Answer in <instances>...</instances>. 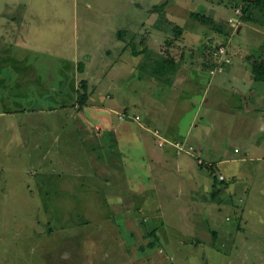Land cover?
Segmentation results:
<instances>
[{
  "label": "rangeland",
  "instance_id": "obj_1",
  "mask_svg": "<svg viewBox=\"0 0 264 264\" xmlns=\"http://www.w3.org/2000/svg\"><path fill=\"white\" fill-rule=\"evenodd\" d=\"M191 13L210 17L214 25L193 21ZM251 14L245 20L233 0H0V68L22 62L20 68L38 80L53 74L56 91L46 102L60 104L58 91L71 96L68 89L78 90L81 81L88 94L81 110L74 105L76 94L70 97L63 113L46 118L44 131L45 118L18 113L17 97L22 100L31 89L27 78L16 90L11 73L4 74L0 264H264V139L253 138L251 121L257 108L264 110V83L254 81L250 69L264 56V20ZM221 48L230 63L216 73ZM165 58L181 68L171 94L156 72L161 64L166 68ZM193 70L224 79L205 94L209 102L240 103L239 91L246 96L255 91L249 102L253 112L202 107L205 82L202 77L194 84ZM38 91L44 98L47 89ZM166 107L176 117L167 127L173 140L194 149L191 134L205 137L206 147L217 143L226 163L210 165L204 156L199 155L205 162L196 159V149L179 153L166 146L192 167L170 166L176 172L152 182L145 149L123 148L124 141L117 148L111 129H105L108 123L127 125L134 133L141 125L162 131L164 115L149 123L147 114ZM77 109L84 112L73 121ZM120 115L139 121H121ZM60 124L64 130L57 129ZM46 133L50 140L40 142ZM258 142L261 150L255 152ZM197 172L212 187L200 191L202 205L193 206L189 194L196 185L190 177ZM216 189L220 192L212 196Z\"/></svg>",
  "mask_w": 264,
  "mask_h": 264
},
{
  "label": "crops",
  "instance_id": "obj_2",
  "mask_svg": "<svg viewBox=\"0 0 264 264\" xmlns=\"http://www.w3.org/2000/svg\"><path fill=\"white\" fill-rule=\"evenodd\" d=\"M171 57H172V54H171ZM165 59H167V58H165ZM167 60L171 61V58L167 59ZM174 62L177 63L174 60L173 62L168 64L166 66V68L161 67L158 71H156L158 73L157 75L163 76L162 77L163 81H165V84H163V85L165 86V88H167L169 94L173 93L174 88L177 86V84H179V77H177L175 79V76L181 72V70H180L181 68L178 69V67L176 65H174ZM19 63L21 65H24L22 62H19ZM21 65H16L15 67H4L5 70H4V68H0V85L7 82L6 80H8V79L3 80L4 74H6V73H11V75H12V86L13 87L16 86V90L20 87V85L22 83L21 81H23L25 78H27L26 84L30 85L31 89L29 90L28 93H25L22 100L20 99V97H17L18 100H20V102L17 106L21 107L20 108L21 111H19L18 113L28 115V118H36V119L45 118V120H44L45 123L43 125V127H44L43 129L45 131V128L47 127L46 118L48 116H50V118H53L55 115L63 113L62 111H65V109H62V108H65V106L68 105L67 104L68 101L71 103V101L69 99H70V97H72L76 94L77 89H75V87L72 86V88L70 90L68 89L69 92H67V93H70L71 96L65 95L63 93L64 89H61L62 84L58 80L56 82V85L60 84L57 87H59L61 89L58 91V96H60L62 99L61 103L60 104L58 102L52 103V101L46 102L44 99H46V98L50 99V97L52 96L51 93L56 91V89H54V88H56V86L55 87L52 86L53 85V79H52L53 74L51 77L49 76L43 80H38L36 78H33L32 76H29V75H31V72H24L23 68H20V67H22ZM237 73H239V71ZM24 74H26L27 76L23 77L22 75H24ZM191 74L194 75V77H196V82L194 84H197L198 86H199V81L202 83L200 78L202 79V77H203V79H204L203 81L205 82V85L204 86L201 85V87H202L201 88L202 100L200 101V104L202 105V107L207 104L211 108L213 107V110L216 113H219L221 105L227 107L229 110H231V112L233 111L236 114L247 115V114H250L253 112L254 109L252 108V106H250L249 102L252 99V96L256 93L255 91L250 90L249 96L248 95L246 96L241 91H239L240 103H234L233 102L231 104L228 103V105H225L227 102L222 101V99H218V98L215 100H211V102H209V100H207L205 98V94L207 93V91L209 89H211V86L219 88V85L221 84V82H224V79L223 80H216L215 79L216 75H214V76H211L209 74L206 75L204 73L197 72L194 70L191 71ZM250 78H251V76H250ZM239 79H240V77L238 78V80ZM197 81H198V83H197ZM244 82L246 83V81H244ZM41 87H44L45 89H47V93H46L44 98L41 97L42 94L39 93V91H38V88H41ZM203 87L206 89L205 93H204ZM16 95H20V94L16 93ZM12 97H14V96H12V95L7 96V98H12ZM172 97L173 96L170 95L171 99H172ZM169 101L170 100H168L167 102L163 101V103L167 104V103H169ZM75 102H76V99H74V105L77 106V104ZM171 102H172V100H171ZM13 103H15V100L13 101ZM241 104H243V105H241ZM193 106H194V104L192 103L191 107H193ZM167 108L168 107H166V110H163V109H165V108H163L162 110L159 109V110L155 111V113L147 114L149 117L148 118L149 123H153V121H159L160 118L158 115L160 113H162L164 115L163 118L161 119V121H163L165 123L164 126L162 127V131H160L158 129H154L153 131H151V129L148 126H146L147 128H145V127L143 128L141 125L139 127L140 131H138L137 133H134L135 130L129 129V127L127 125L120 124V126L114 127L112 125H109L108 123H107L108 127L105 128L108 130L111 129L113 137L115 136L114 137V144L117 148H118V145L122 146V141H124V142H126V145L123 148H126L129 145L130 146L131 145L136 146L138 144V146H141L145 149V154H146V157L148 160L146 168L150 172L149 173V179L152 182H161V180L162 179L164 180L165 177H170L172 172H176L172 169H168V168H170V166H174L175 170H184V167H187V166L189 168L192 167V164L190 163V161L188 159H185V156L180 157L174 152L173 149L168 148V147H172L170 145L172 142L176 143V142H178L179 139L175 138L176 140H173L172 139L173 136L171 135L172 132H170L169 129L167 128V127H170L176 119V117L173 115V112H171ZM83 112H84L83 110L78 111V109H77L76 110L77 114L72 116V120L75 121L74 118H76L77 115L82 114ZM255 114L258 116L256 117V119L252 118V120H251V121H253V123H255V127H256V129L252 132V136L254 138V137H259V135H262V137L264 139V110L257 108L255 110ZM101 119H102V116H101ZM104 122H107V121H104ZM99 127H100L99 125L94 126L95 132H97L99 130ZM195 127H198V125ZM74 128H75V132L79 131V136H77L76 138L77 139L81 138L80 137L81 136L80 134H82L81 125L77 124L76 127H74ZM57 129L58 130H60V129L64 130L62 124L58 125ZM102 130L104 131V128H102ZM47 131H51V130H47ZM156 131L159 133V136L161 137V139H163V141L167 142L164 144L163 147H158V145H157L158 139L154 135V132H156ZM100 132H101V130H100ZM132 132H133V135H130V133H132ZM121 134H122L121 137H123V139L119 140L118 136ZM150 135L152 138L150 137ZM50 137H51V135H49L47 133L45 136L40 135L39 141L41 142V139H42V141L43 140H45V141L50 140ZM203 138H205V137H203ZM203 138L201 136H195V135L191 134V144L194 146V149H193V147H191L192 148L191 152L197 150V154L195 156L196 159L201 160V158L199 156V155H201V156L205 157V159L208 161V163L210 165L225 164L226 160H224V156L221 153L220 147L217 146V143L211 142L210 146L206 147V142H203L204 141ZM168 139H170V140H168ZM207 139H208V137H207ZM168 141H172V142L170 143ZM78 142L81 143V141H78ZM166 146H168V147H166ZM156 147L160 148L161 151H157ZM256 150H255V152H258L261 150V144L259 142H258V147H256ZM235 152H236V150H235ZM55 153H56V156H59V157L61 156L60 154H58L57 151H55ZM61 154H62V152H61ZM246 155H248V152L246 153ZM205 159H202L201 161L205 162ZM260 160H261L260 157L256 158V161H260ZM81 161H82V159H81ZM241 161H245V159H242ZM76 164H79V163H76ZM154 165L156 166V170H157L156 172H154V168H153ZM144 169H145V167H144ZM166 169H168V170H166ZM114 170H116V169H114ZM200 171H203V170H200ZM219 175H222L223 177H225L224 174H222V173H219ZM234 175H235V173L232 172V179H234ZM158 177H160V178L158 179ZM203 178H204V176L201 175V172L200 173L197 172L196 175H194V173H193V175L191 174V177H190L191 184L196 185V188L193 186L195 188V194H192L191 192L189 194L191 196V200H192L191 203L193 202L192 203L193 206H195L196 204L202 205V202H199L200 200H198V197H200V195H199L200 191H203V192H206L208 190L210 191V188L212 187L211 182L206 183L207 179L206 178L203 179ZM224 191L225 190H222L221 193ZM137 197L138 196L135 195L134 199H136ZM195 199H197V200H195ZM139 209H142V207H140ZM159 212H160L159 216H162L160 207H159Z\"/></svg>",
  "mask_w": 264,
  "mask_h": 264
},
{
  "label": "trees",
  "instance_id": "obj_3",
  "mask_svg": "<svg viewBox=\"0 0 264 264\" xmlns=\"http://www.w3.org/2000/svg\"><path fill=\"white\" fill-rule=\"evenodd\" d=\"M233 1L235 2V8L239 9L240 12L243 14L242 17L244 18V15L247 16L245 20L250 19L251 15H252L251 13H254V12H257L259 14L257 16V18H259V19L255 18L256 20H258V21L264 20V0H258L256 2H254L253 0H233ZM164 6H165V4L157 6L154 8V11L155 12H161L163 10ZM242 17H241V19H242ZM190 18L193 21L200 23L201 25H207V26L208 25H210V26L214 25L213 21L210 19V17L205 16L204 14L191 13ZM174 32H176V35H178L181 33V30L176 27L174 29ZM118 37H121V32H118ZM143 50H145V49H143ZM164 63H165V66H167L168 64L171 63V61L164 59ZM84 66L85 65L83 62H80L78 64V71L80 73L84 72V70H85ZM161 67H164V65L161 64ZM250 69H251V74H252L253 80L256 82L264 83V56L260 59L258 58L257 60L252 61L251 65H250ZM76 96H77L76 97V104L78 106V109L81 110L85 106V104L88 100L87 83L85 81H81L80 88L76 91ZM208 169L212 171V167H208ZM212 176H213V182L215 185L217 183V178L213 175V173H212ZM224 181H221V182H224ZM227 186L228 185L226 184V187ZM219 192H220V189H216L212 193V196H214V194H218Z\"/></svg>",
  "mask_w": 264,
  "mask_h": 264
},
{
  "label": "built area",
  "instance_id": "obj_4",
  "mask_svg": "<svg viewBox=\"0 0 264 264\" xmlns=\"http://www.w3.org/2000/svg\"><path fill=\"white\" fill-rule=\"evenodd\" d=\"M217 57L219 58V62L217 64L215 72L221 73L224 70V66H226L227 64L230 63V60L228 58H224V57H226V54L224 53V50L222 48L220 50H218V56ZM221 58H223V60ZM118 119L121 121H125V120H134L136 122L139 121V118L137 116L132 118L128 115H125V116L120 115V116H118ZM154 135L158 139V141H157L158 147H163L164 144L167 143L166 141H163V139H161V137L159 136V133L157 131L154 132ZM170 145L179 153L180 152H187L188 153V152L192 151L191 147H186L185 144H183L181 142L171 143ZM199 164H201V163L199 162ZM219 180L224 181L225 178L223 176H220Z\"/></svg>",
  "mask_w": 264,
  "mask_h": 264
}]
</instances>
